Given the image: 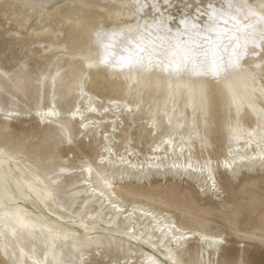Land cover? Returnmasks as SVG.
<instances>
[{"label":"bare ground","instance_id":"1","mask_svg":"<svg viewBox=\"0 0 264 264\" xmlns=\"http://www.w3.org/2000/svg\"><path fill=\"white\" fill-rule=\"evenodd\" d=\"M176 4L183 11L174 18ZM0 5L9 6L12 14L20 6L22 18L14 14L17 27L9 31L19 36L20 29H31L28 36L39 37L42 53L55 59L37 81V92L44 86L49 102L43 103L45 94L39 93L31 118L52 127L69 145L84 134L105 148L81 169L92 190L87 189L89 201L107 216L91 220L56 211L46 178L0 148V206H15L0 212V240H10L8 232L36 239L30 249L20 246L18 261L47 264L31 251L42 248L57 264H87L88 252L101 245L124 251L126 264H164L162 258L170 264H196L184 255L192 250L191 240L201 242L204 251L218 247L222 234L129 201L122 183L146 186L181 178L221 196L216 170L224 168L234 177L264 172V0H70L53 11L30 0ZM35 14L38 27L31 23ZM42 37L49 38L48 45ZM67 38L77 51L67 49ZM0 72L1 78L7 76L6 70ZM71 74L82 88L95 82L94 75H107L119 95L100 107L102 98L85 90L63 112L55 97ZM8 100L13 106L0 104V122L12 124L20 109L13 98ZM217 112L224 118L220 130L229 145L220 158L209 152L200 157L197 145L207 139ZM132 127L150 139L149 149L140 153L130 144L118 153L116 143Z\"/></svg>","mask_w":264,"mask_h":264},{"label":"rangeland","instance_id":"2","mask_svg":"<svg viewBox=\"0 0 264 264\" xmlns=\"http://www.w3.org/2000/svg\"><path fill=\"white\" fill-rule=\"evenodd\" d=\"M30 1L32 4H41L53 11L55 7L67 4L70 0ZM201 1L206 2V0ZM14 8V14L21 19L20 6ZM11 11L9 6L0 5V71L3 69L8 72V77H0V104L11 107L13 104L8 99L13 98L16 108L20 111L17 116L19 118L14 123L0 122V148L6 154L15 157L24 168L28 167L46 178L47 184L55 193L54 209L60 214L73 215L77 219L86 220L96 219L98 216L107 218L102 210L95 211L99 208L97 203L89 201L87 189L90 193L92 190L84 183L85 179L81 173L83 164L89 160L95 161L105 148L92 135L84 134H79L81 141L77 140L69 145L52 127L39 124L31 118L32 110L37 105V95L45 94L44 86L37 92L39 75L41 72H48L54 65L55 59L42 53L39 37L34 34L28 36L31 29H20L19 36L11 34L9 29L17 27L12 21L14 14ZM182 11V6L176 4L173 9L174 18ZM7 18L12 21L10 24L7 23ZM201 19L199 20L202 21ZM31 23L34 27L40 25L37 14L34 15ZM41 39L43 45H48L49 38ZM66 45L70 51H77V47L70 38L66 39ZM51 54L52 52L49 53ZM93 77L95 82L88 81L83 88L81 83L78 84L74 74L60 84L55 98L63 112L71 110L76 102L81 100L79 95L86 94L85 90L92 91L102 98L99 102L100 107L106 106L109 98L119 95L120 89H113L109 76L96 74ZM43 98V103L49 102L46 94ZM105 109L108 110L107 107ZM211 120L213 122L210 124L211 130L207 131V139L202 142L203 144L197 145V151L200 157L208 155L209 152L212 156L220 158L229 145L226 132L220 130L224 118L220 112H217ZM212 128H218V130L215 131ZM70 130L73 135L77 133L75 126ZM126 131L115 145L118 153L121 152V148L130 144L136 146V150H140V153H145L149 149L150 139L137 127L126 129ZM140 153L138 154L142 155ZM254 172H241L242 174L239 173L234 177L224 168L216 170L217 179L224 190L221 196L204 193L197 186L181 178L167 182L158 180L146 186L134 185L130 182L122 184L127 188L124 196L129 201L148 203L160 210L170 212L178 223L222 234L223 242L218 247L207 251L203 250L201 242L190 241L192 250L184 252V255L194 263L264 264V172L259 174ZM14 208L13 204L4 203L0 206V212L12 211ZM100 223L104 227L108 226L104 222ZM7 235L10 240L4 236H1L0 240V264H21L17 259L20 246L24 244L30 249V242L32 240L35 242L36 239L29 237L22 239L19 234L12 232H8ZM37 245L41 246L40 241H37ZM97 246L99 249L90 250L86 255L87 264H126L128 258L124 251ZM31 251L47 264H57L55 260L49 261V257L45 256L42 248ZM162 260L164 264H170L166 258ZM75 261L77 257L72 259V263ZM128 264H131L130 260Z\"/></svg>","mask_w":264,"mask_h":264}]
</instances>
